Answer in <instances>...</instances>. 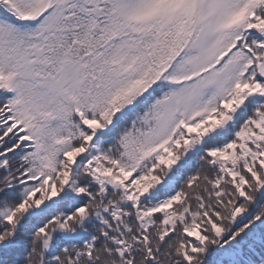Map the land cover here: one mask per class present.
<instances>
[{"label": "snow or ice", "instance_id": "1", "mask_svg": "<svg viewBox=\"0 0 264 264\" xmlns=\"http://www.w3.org/2000/svg\"><path fill=\"white\" fill-rule=\"evenodd\" d=\"M0 264H264V0H0Z\"/></svg>", "mask_w": 264, "mask_h": 264}]
</instances>
